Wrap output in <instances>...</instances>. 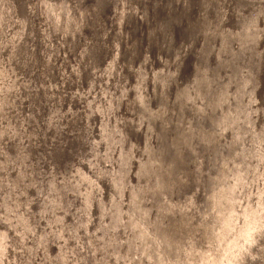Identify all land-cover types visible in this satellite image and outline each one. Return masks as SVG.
I'll return each mask as SVG.
<instances>
[{
    "label": "bare ground",
    "instance_id": "1",
    "mask_svg": "<svg viewBox=\"0 0 264 264\" xmlns=\"http://www.w3.org/2000/svg\"><path fill=\"white\" fill-rule=\"evenodd\" d=\"M94 1L90 11H82L85 24L81 25L72 20L73 11L61 16L66 0H38L42 2L38 12L45 16L42 34L38 24L36 29L32 26V10L27 0H17L15 14L12 0H0V45L8 43L2 52L5 56L0 55V117L11 118L15 124L6 122L11 142L7 148L0 145V223L1 226L3 220L8 223L15 239L12 241L4 229L0 231V264H6L7 260L29 264L37 256L41 264H89L79 232L84 233L89 253L97 264H254V259L255 264H262L264 180L257 194L254 189L250 194L245 189L256 179L251 168L255 158L256 163H263L258 172L264 178V114H261L264 42L260 41L263 35H257L264 29L261 1L183 0L178 11L171 0H164L155 10V23L143 31L144 39L138 42L133 39L135 33L127 41L128 34L124 37L121 22L126 17H135V4L129 5V10H126L128 3L114 7L109 29L114 25L115 33L107 42L104 16L107 1ZM7 12L13 26L9 36L3 31ZM81 26L89 27L81 35V45L75 48L81 57L71 59L74 62L67 59L60 69L65 68L68 80L81 76L87 82V92L97 84L102 98L97 102L87 98L82 111L77 100L71 106L68 97L61 117L59 99L64 92L58 89L63 82L48 89L58 79L52 73L54 65L50 61H55L57 53L62 57L64 51L66 56L70 54L72 48L61 49L65 42L70 43L80 35ZM69 29L73 30L66 40L61 33ZM112 38L117 46L123 40L126 44L113 48ZM35 42L41 54L33 58ZM109 45L112 52L107 51ZM151 47L155 49V63L154 57L150 60ZM94 48L109 60L107 65L100 64L103 68L100 72L96 71ZM117 57L122 58L123 64L118 69ZM36 60L37 88L31 92L27 83L17 91L28 99L25 107L28 119L21 122L15 114L20 100L12 96L17 92H11L17 89L15 70L27 74ZM183 66L188 71L179 80ZM83 69L85 74L81 72ZM128 77L131 79L126 83ZM128 90L130 93L120 102ZM253 98L257 111L251 106ZM40 103L45 106L41 105L44 121L39 124L43 129L50 127L47 141L58 136L62 129L64 136L71 135L67 148L61 146L62 138L55 137L58 143L52 144L48 156L43 152V143L41 153L37 148L21 146L23 136L18 130L24 121L27 126L22 131L27 132L31 124L34 131L37 124L31 123V119L32 115L38 119ZM47 123L51 126H46ZM93 129L97 131L95 138L91 135ZM138 133L140 146L132 158V145L138 141ZM86 137L91 138L90 144L80 153ZM7 149L11 152L9 157ZM87 150L88 159L84 158ZM112 157L113 168L102 171L103 164ZM134 158L137 162L132 161ZM39 160L48 170L46 192L52 193L40 206L29 197L43 178V172L34 168ZM86 164L94 169V174L99 172L106 179V188L110 187L102 208V192L98 197L101 200L91 204L95 187H99L102 179L90 175ZM134 164L135 174L131 175L134 184L124 191L130 165ZM5 168V179L1 180ZM71 187L74 188L71 197L83 199L80 205L84 217L80 223L77 218L74 220L75 229L69 234L63 228L60 203L70 198ZM64 188L68 189V195L63 193ZM116 191L123 192V204L117 205ZM36 206L42 212L41 218L30 212L37 210ZM95 208L104 212V221L101 213L96 221L91 220ZM37 219L44 221L42 232L38 231L41 225ZM55 235L57 244L51 242ZM9 248L14 253L9 255ZM136 250L137 258L133 256Z\"/></svg>",
    "mask_w": 264,
    "mask_h": 264
},
{
    "label": "rangeland",
    "instance_id": "2",
    "mask_svg": "<svg viewBox=\"0 0 264 264\" xmlns=\"http://www.w3.org/2000/svg\"><path fill=\"white\" fill-rule=\"evenodd\" d=\"M13 1V0H12ZM38 0H27V2L28 3H30V5H31V16H32V18H33V27H35V26H37V24H38V26L37 27H39L40 26V29H38L39 31H41L42 32V34H44V32L42 31V25L44 24L45 25V23L43 22V20H45V16L44 15H42L41 13H39L38 11H39V7H38V2H37ZM120 1V2H119ZM121 1H125V2H121ZM127 1V2H126ZM129 0H108V10H107V14H106V16H105V18H107V24L105 23V31H106V34H105V37H106V41L108 42L109 40H110V38H111V35H110V32H111V30L109 29L110 28V20L114 17L113 16V10H114V7L116 6V8L117 7H123V6H125L127 3H128V6H127V9L126 10H129V5H133V3L132 2H128ZM183 0H171V3H172V7L173 8H181V6H182V4L184 3V2H182ZM259 1H261L260 2V4L262 5V7H264V0H259ZM94 0H66V2H64V8L62 9V11L60 12V14H61V16L63 17L64 16V13H65V9H69L68 10V12H67V14H70V13H74L75 15H74V17H75V19L77 18L76 17V15H78L77 14V12L80 10V17H81V19L83 18V13H82V11H84L85 9H87L89 6H91L92 7V5L94 4ZM145 2H151L152 3V5H153V9H155V8H157L161 3H163L164 2V0H138V3H137V7H136V10H135V18H137L136 20H137V22H138V26H137V29H136V33L138 34V35H140V38H142V32H143V30H144V27H143V23H142V20H143V15L144 14H146V21H147V23L149 24V25H151L152 23H153V15H152V12H149L148 11V7L146 6V4H145ZM231 2V1H230ZM73 6V7H72ZM42 7V6H41ZM148 8V9H147ZM70 11H73V12H70ZM113 11V12H112ZM37 12L39 13V15L37 14ZM70 12V13H69ZM149 12V13H148ZM195 12V8H193V10H192V14ZM262 14H264V9H262ZM66 14V15H67ZM43 16H44V18H43ZM61 17V18H62ZM43 19V20H42ZM10 20V19H9ZM4 21L5 22V26H4V28H3V31H4V33H5V35L6 36H9L10 35V33L13 31V26H12V23H11V21ZM39 20V21H38ZM63 19H61L60 20V23H59V26H60V28H61V26H63V21H62ZM72 20H74L73 18H72ZM183 19L181 20V22L183 23ZM181 23V24H182ZM85 24V22L83 23V25ZM130 24H132V22H131V20H130ZM127 25V24H126ZM126 25L124 26V27H126ZM126 29V28H125ZM124 29V37H125V35H127V32H126V30ZM27 29H25V31H26ZM259 30V28H257V30L256 31H258ZM60 31H61V29H60ZM65 30H63V32L61 33V35H63L64 36V38L66 37V40L68 39V36H70V33L68 34V33H66V32H64ZM114 31V30H113ZM20 32V31H19ZM83 32H88V28H85V26H84V28H82V32H81V34L83 33ZM80 34V35H81ZM88 34V33H87ZM60 35V36H61ZM78 36V37H80V38H78V37H75L74 38V40L72 41V42H65L64 43V46H63V49H65V48H72V51L70 52V54L68 55V56H66V53L64 52V57H62L61 56V54H58L57 53V56H56V58H55V61H53L52 59H51V61H50V63H51V65H54V68H53V74L54 73H56L57 74V77L59 76V74H60V76H59V80L58 79H56L55 77V79H56V82H53L54 83V85L53 86H51V87H49L48 89H53V88H55L56 87V85H58V84H60V83H62V86H60V89H58V91L60 92H64V94H63V97H61L60 99H59V109H60V116L61 117H63L64 116V113H65V111H64V107H65V103H66V101H67V98L69 97L70 99H71V103H70V105L71 106H74V104H75V100H77V102L76 103H78V104H80L82 107V111L84 110V106H85V102H86V99L87 98H93L94 99V102L96 101H100V99L102 98V97H99V95H98V92H97V89H98V86H97V84H95V85H92V87H89L90 88V91H89V89H88V92H87V83L86 82H84V80H83V78H81V76L78 78V80H76V79H67L66 78V73H65V68H64V70L63 69H60V68H63L62 67V65H63V63H66L67 62V59H68V62H74V61H72L71 59H74L75 60V57H76V59L78 60V51L75 49L77 46H80L81 45V39H82V37L81 36ZM257 35H259V36H261V35H263L262 36V38H261V40L260 41H262V43L264 42V29H262L261 31H260V33H258ZM7 40V39H6ZM83 41H85V38H84V40ZM111 43V42H110ZM7 44L8 43H6L5 45L3 44H1L0 45V47H1V49H0V55L2 56V57H4L5 56V54L3 55L2 54V52L4 51V49L6 48V46H7ZM77 45V46H76ZM260 44L258 43V45H257V48H255L256 49V51H258V49H259V46ZM261 45H263L261 48H264V44H261ZM69 46V47H68ZM37 47V45H36V42H35V47H33L32 46V50H33V55H32V57L34 58V55H35V58H36V56L38 57L39 56V53L41 54V48H36ZM111 47V45H109V47H107V51L108 50H110V52H112L113 51V48L111 47V49H109ZM142 47V46H141ZM153 49V47L151 48V50ZM150 50V60L152 59V57H153V53L154 52H152ZM264 50V49H263ZM60 51V50H59ZM58 51V52H59ZM109 52V51H108ZM111 54V53H110ZM109 54V55H110ZM99 56L100 57H96V63H97V65H98V67H97V69L98 70H103V68L100 66V64L101 65H103V64H105V63H108V61L106 60V57L104 56L103 57V55L101 56L100 54H99ZM50 58V57H49ZM15 59L16 58H13V61H15ZM80 59V58H79ZM34 60V59H33ZM104 60V61H103ZM120 60V59H119ZM19 61V60H18ZM111 61V60H110ZM12 62V61H11ZM18 64H19V62H17ZM37 63H38V61L36 60L35 62H34V65L32 66V67H30L31 69L29 70V72L26 74L25 72H19L20 70H15V75L17 76V78H16V83H17V89H16V91L14 90V89H12L11 90V92L13 91V92H17V91H20V89H21V87L22 86H24L25 84L27 85V83H30V87H29V89L28 90H30L31 92H33V90L34 89H36L37 88V86H38V84L36 83V82H38V78H37V76H38V73H39V67H37ZM55 63V64H54ZM58 63V64H57ZM150 63H151V61H150ZM67 64V63H66ZM119 64H120V61H118L117 60V64H116V68L118 69L119 68ZM12 65H13V63H12ZM15 66H16V63L14 64ZM56 65H58L59 66V69H56ZM61 65V66H60ZM153 65V64H152ZM185 66V65H184ZM182 67L181 68V70L179 71V73H178V79L180 80L181 78H182V71L183 72H185L186 74H187V71H188V69H187V67ZM72 67L73 68H75V66H73L72 65ZM77 67V66H76ZM186 69V70H185ZM185 70V71H184ZM97 71V70H96ZM99 71V72H100ZM83 74H85V72H86V70L85 69H83L82 71H81ZM185 73H183L184 75H185ZM67 76H68V74H67ZM130 79H131V77H128V80H127V82L126 83H128L129 81H130ZM71 83V84H70ZM148 83H149V81H148ZM24 84V85H23ZM86 85V86H85ZM85 86V87H84ZM41 87V86H40ZM94 87V88H93ZM14 88H15V86H14ZM130 93V90H128V91H126V93H124V95H122L121 96V99H120V102H121V100L123 101V100H125V96H127V94H129ZM29 95V94H28ZM27 95V96H28ZM13 97H15L14 99L15 100H17V99H19L20 100V102L18 103V106H19V109H18V111H16L15 112V114L17 115V120H20L21 122H22V120H24V119H28V116L27 115H29V111H26L27 109L25 108L26 107V103H27V97L25 96V95H23V93H19V92H17L16 94L14 93L13 95H12ZM20 98H22V100L20 99ZM61 102V103H60ZM14 103V102H13ZM29 103V102H28ZM30 104V103H29ZM255 104H256V98L254 99H251V106L252 107H254L255 108V111H257V107L255 106ZM41 105H43V106H45L43 103H40V105H39V108H38V110H37V114L38 115H36L37 117H38V119H35V117H33V115H32V121H31V123H34V124H37L35 127H34V131H32L33 130V125L31 124L30 125V127H28V131L26 132H24V131H22V128L23 127H25V125L27 126V124L23 121V124L22 123H20V126H18V130H19V132L21 133V136H23V138H20V140H21V146H23V147H25V146H27L29 149H31V150H33V149H35V148H37V149H39V151H40V153H41V150H40V148H42L41 147V144L43 143V150H44V148H45V151H43L44 152V154L46 155V156H48V153L47 152H49V150H50V148L51 147H53L52 146V144L54 145L55 143L54 142H57V139L55 138V137H58V138H62V143H61V146L62 147H64V148H67V145L69 144V136H71V135H69L70 133H67L65 136H64V134L62 133L63 132V129L61 130V131H59V134H58V136H57V134L56 135H54L49 141H47L49 138H48V136H49V131H50V127H47L46 129H43V126L42 125H40L39 124V121H41V122H43L44 121V116H42L43 115V109H42V106ZM124 105V104H123ZM13 108L14 109H16L15 108V106H14V104H13ZM263 110H262V113L261 114H264V108H262ZM126 109L124 108L123 109V112H126L125 111ZM41 112H42V115H41ZM34 115H35V112H34ZM25 116H27V117H25ZM25 117V118H24ZM69 117V116H68ZM0 118H2V119H0L1 120V122H0V145H1V147H8V145L10 144V142H11V138H10V134H9V129H8V125H5L6 124V122L9 120V122L10 123H12V125H15V124H13V120L10 118V119H4V117H0ZM259 120H261L262 118L261 117H257ZM59 119H61V118H59ZM257 120V119H256ZM18 122V121H17ZM112 123H113V120L111 121ZM259 121L257 120V123H258ZM17 126V125H16ZM46 126H51V124H49V123H47V125ZM25 130H26V127H25ZM16 132H17V130H16ZM58 133V132H57ZM92 134V133H91ZM32 136V137H31ZM95 136V131L93 130V137ZM90 137V136H89ZM9 143V144H8ZM58 143V142H57ZM93 144V143H92ZM91 144V145H92ZM140 143H138V142H134L133 143V145H132V148H133V150H134V155H133V152H132V158L133 157H135L136 156V153H138V148H139V145ZM98 145V144H97ZM84 146L82 145V147L80 148V153L81 152H84V149L85 148H83ZM96 147V145L94 144V147H93V149ZM101 148V147H100ZM100 148H98L97 150L99 151H101V149ZM48 150V151H47ZM89 150V149H88ZM88 150L86 151V154H85V156H84V158H86V159H88L89 158V156H88ZM7 151H9V149H7ZM91 152V151H90ZM8 155V157H9V155H11V152L9 151V152H6ZM3 154V153H2ZM4 156H6V154L4 153L3 154ZM45 156V157H46ZM90 157H91V155H90ZM119 158H121V157H119ZM256 159V158H255ZM254 159V162H253V164H252V167L251 168H253V170H254V175H256V179H253V182H252V184L251 185H249L247 188H245L247 191H248V194H250V192H252V190L254 189V194L257 192L256 190H257V188L259 187V185L260 184H262V182H263V180H264V178L262 177V176H260L259 174L261 173V172H258V169L259 168H261V165H263V163H261V161L259 162V163H256L257 161ZM116 161V160H115ZM133 162L135 161H137V158H134L133 160H132ZM38 163L40 164L39 166H37L38 165ZM113 163H114V161H113V157L111 158V160H107L106 162H105V164H103V168H102V171H104V172H106V168H113L112 166H113ZM131 164V163H130ZM258 164V165H257ZM90 165H92V164H90ZM115 165H117V163L115 162ZM114 165V166H115ZM135 165V164H134ZM133 165V166H134ZM108 166V167H107ZM131 167H130V169H129V174H130V176H129V181L128 182H125V185H124V191L127 189V187H129L128 185H130L133 181H132V176H134V174H135V172H134V167L132 168V165H130ZM257 166V167H256ZM46 166L44 165V163H42L41 162V160H39L38 162H37V164L34 166V168H36V169H40V172H43V178H42V181H41V184L40 183H37L36 184V189H35V191L33 192V193H31V196H29L31 199H33L36 203H38V205L40 206V204L39 203H42V202H44V200L43 199H45V198H48V196H50L51 197V195L50 194H52V193H50L49 192V190H48V192H46V190L48 189L47 187V185L46 184H48L47 182H48V176H47V174H48V170L45 168ZM86 170H88L90 173V175H92V176H94L95 178H96V176H98V177H100V173L99 172H96L97 174H94L93 172H92V169L93 168H91L90 169V167H89V165H87L86 164ZM5 170H6V168L4 169V171H2V173H1V175H2V177H4V175H6V173H5ZM13 170V169H12ZM94 170V169H93ZM261 170V169H260ZM39 172V171H38ZM40 174H42V173H40ZM132 175V176H131ZM102 176V175H101ZM103 177H100V179H102ZM5 179V177L4 178H2L1 180H4ZM97 179V178H96ZM47 180V181H46ZM46 181V182H45ZM42 183H43V185H44V187L43 188H41V185H42ZM127 183V184H126ZM133 184H134V182H133ZM99 187H95V194H94V198L92 199V202H91V204H95V202H96V200L97 201H100L101 199L100 198H98L100 195H101V192H102V194L105 196H103L102 197V202L100 203V205H101V208H102V206H103V202L106 200V198H108V195L110 194L109 193V191H110V187L109 188H106V187H108L107 186V184H106V179H102L101 180V183H100V185H98ZM74 188L73 187H71V189H70V198H67L66 200L64 199V201L62 202L61 201V218H62V220H63V222H64V225H63V228H64V230H65V232H67V233H69L70 234V231H72V230H74L75 229V227L73 226V224H74V220L76 221V218H77V220H78V223H80V222H83V214H84V212H82L83 211V207H82V205H80L81 204V200H83L81 197H79V196H77V197H71V195H72V193H73V190ZM122 189V190H123ZM67 188H64L63 189V193H65L66 195H68L69 194V192H67ZM28 194V193H27ZM115 194L118 196V201H119V203L117 204V205H120V203L121 204H123L124 203V201H123V192L121 193V191L120 192H118V191H116L115 192ZM257 194V193H256ZM253 195V194H252ZM23 196H26V195H23ZM119 196L121 197L122 196V200H121V198L119 199ZM248 196V195H247ZM246 196V197H247ZM250 196V195H249ZM249 196L247 197V198H249ZM79 199V200H78ZM124 199H126V197H125V195H124ZM32 200V201H33ZM251 201H253V198H251ZM99 205V206H100ZM37 207V208H36ZM36 207H34V209H37V210H33V209H31L30 210V212H34L36 215L35 216H37V217H39V218H41L43 215L41 214L42 212L41 211H38L39 210V207L38 206H36ZM100 208V209H101ZM41 209H43V208H41ZM100 209L98 210V209H93L92 210V212H91V220H97V218H98V214L99 213H101V215L102 216H100V218H102L103 219V221H104V212H100ZM98 210V211H97ZM123 211H124V209H123V206L121 207V213H120V216L122 217V215L124 214L123 213ZM69 213V214H68ZM71 215H73L74 216V219H73V221L71 220ZM233 220V222L235 223V221L236 220H234V219H232ZM40 222V223H39ZM40 224L41 225V227L40 226H38V231H40V232H42L41 231V228L42 229H44V227H43V225H44V221H43V219H37V224ZM237 223V222H236ZM45 226V225H44ZM2 229H4L5 231H7L8 232V234L11 236V240L12 241H15V239H14V236L11 234V231H9V226H8V223L6 222V221H2V226H1V223H0V231L2 230ZM127 230V229H126ZM40 232H38V234L40 233ZM73 235V233H71V236ZM79 235L81 236V238H82V241H83V243H84V247H85V250H84V252L85 253H87V256H88V260H89V264H97V260L95 259V257L94 256H91L90 255V253H89V250H88V242H86L87 241V239L85 238V235H84V233H82V232H79ZM57 239H58V237L55 235L54 237H52V239H51V242H53V244H57ZM66 246V245H65ZM67 247V246H66ZM83 247V248H84ZM82 248V249H83ZM255 248L256 247H253V251L255 250ZM67 249H70L69 248V245H68V248ZM47 250H48V248H47ZM49 250H52V249H49ZM48 250V251H49ZM12 253H14V251H12L10 248H9V255L10 254H12ZM253 255V254H252ZM133 256H135L136 258H137V256L139 257V252L137 253V250H136V252L134 253L133 252ZM264 258V257H263ZM39 260V256H37V257H35V258H33V259H31V262L29 263V264H41L40 263V261H38ZM255 260L256 259H254V260H252V262L255 264ZM6 264H14V262L13 263H10V262H8V260H7V262H6ZM256 264H258V263H256ZM262 264H264V261H263V263Z\"/></svg>",
    "mask_w": 264,
    "mask_h": 264
},
{
    "label": "water",
    "instance_id": "3",
    "mask_svg": "<svg viewBox=\"0 0 264 264\" xmlns=\"http://www.w3.org/2000/svg\"><path fill=\"white\" fill-rule=\"evenodd\" d=\"M107 2H106V6H105V12H104V16H106V14H107V10H108V0H106ZM23 3V2H22ZM27 3V2H26ZM133 4H135L136 5V7H137V3H138V0H136V2H132ZM165 2H163V3H161V4H164ZM145 4H146V6L149 8H147L148 9V11L149 12H152V15H153V23H155V21H156V14H157V12L155 11L156 10V8L155 9H153V5H152V3L151 2H145ZM160 4V5H161ZM159 5V6H160ZM13 11H14V14H15V12L17 11H15V8L17 9V7H18V2H17V0H13ZM41 6H42V2H40V3H38V7H39V12H41L40 10H41ZM91 6H89L87 9H88V11H90L91 10ZM175 10H176V8H174ZM179 9L180 8H178L177 10L179 11ZM13 11H12V13H13ZM67 9H65V13L67 14ZM148 12V13H149ZM65 13H64V15H65ZM99 14V13H98ZM39 15V14H38ZM158 15H161V13L159 14L158 13ZM76 19H75V17H73V19H74V21L76 22V20L78 21V23H81V25H83V22H84V20L83 19H81V17H80V15L78 14V15H76ZM85 17H87V15L85 16ZM136 17V16H135ZM132 18V19H130V17H126L124 20H122L121 22H122V24L124 23V26L126 25V27H124V26H122L123 28H122V32H124V29L126 30V32H127V34H128V38H127V41H131V34H133V33H135V36L136 37H133V39H136L137 40V42L140 40V35H138L137 33H136V29H137V26H138V22H137V18ZM128 18V19H127ZM146 14H144L143 15V20H142V23H143V27H144V30H146V29H148V28H150L151 27V25L153 24H151V25H149L148 23H147V21H146ZM5 20V22L6 21H8L9 19H12V17L11 16H9V13L7 12V14L5 15V18H4ZM113 19V18H112ZM130 20H131V22H132V24H130ZM39 21V20H38ZM183 23H184V21H183ZM106 24H107V18H106ZM180 25H182L181 23H180ZM4 27V26H3ZM66 27H67V25H66ZM87 28H89L88 26H86ZM33 28H35L36 29V26L35 27H33ZM112 32H110V35L113 37L114 36V33H115V31H113V29H115L114 28V25H112ZM73 30V29H72ZM71 29H69V31H67L66 33H71V31H72ZM143 30V31H144ZM81 32H82V26H81ZM117 33H119V32H117ZM81 34V33H80ZM145 34V32H142V38H141V40H143L144 38H143V35ZM82 35V34H81ZM80 35V36H81ZM134 36V35H133ZM138 36V37H137ZM69 37V36H68ZM114 38H112V42H111V44H112V46H113V48H116V47H120V46H122L123 44H126V41L125 40H123V41H121L120 42V44H119V46H117L115 43V41L113 40ZM41 43V42H40ZM143 43H144V41H143ZM121 48V47H120ZM152 48V47H151ZM61 50H63V47H62V49ZM65 50H66V48H65ZM119 50H121V49H119ZM142 50H143V46H142ZM151 50V49H150ZM78 51V50H77ZM152 52H154L153 53V57H154V63H155V61H156V56H155V49H154V47H153V49L151 50ZM65 52V51H64ZM63 52V53H64ZM93 53L96 55V57H100L99 56V54L102 56L103 55V53L102 52H99V51H97L96 52V49L94 48V51H93ZM78 54V56H80L81 57V55L79 54V52L77 53ZM149 54H150V51H149ZM79 57V58H80ZM118 59V61H120V64H122V58H120V57H117ZM33 59V58H32ZM120 59V60H119ZM96 60V59H95ZM134 62V61H133ZM139 62V61H138ZM119 64V65H120ZM105 65H107V63L105 64ZM123 65V64H122ZM156 65H157V63H156ZM89 68H92V65H90V67ZM123 68V67H122ZM96 70L97 71H99L97 68H96ZM96 72V71H95ZM181 75H183V71H182V74ZM58 80H59V76H58ZM87 83V82H86ZM61 85V84H60ZM122 101V100H121ZM127 112H128V115H130V113H129V111L127 110ZM130 117V116H129ZM93 120V119H92ZM93 122V121H92ZM94 131H95V135H97V131L95 130V129H93ZM92 135V137H93V133L91 134ZM91 135H90V137H91ZM139 136H140V134L138 133L137 134V137L136 138H139ZM89 137V136H88ZM96 136H94V138H95ZM90 139L91 138H85V144L83 145V146H86V144L87 143H89L90 144ZM138 143H140V138L138 139V141H137ZM137 162V161H136ZM134 167V170H135V165L134 166H132V168Z\"/></svg>",
    "mask_w": 264,
    "mask_h": 264
}]
</instances>
